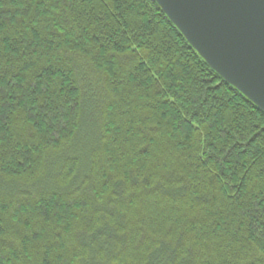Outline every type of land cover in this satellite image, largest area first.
Masks as SVG:
<instances>
[{
    "label": "trees",
    "instance_id": "trees-1",
    "mask_svg": "<svg viewBox=\"0 0 264 264\" xmlns=\"http://www.w3.org/2000/svg\"><path fill=\"white\" fill-rule=\"evenodd\" d=\"M0 264H264V112L154 0H0Z\"/></svg>",
    "mask_w": 264,
    "mask_h": 264
},
{
    "label": "water",
    "instance_id": "water-1",
    "mask_svg": "<svg viewBox=\"0 0 264 264\" xmlns=\"http://www.w3.org/2000/svg\"><path fill=\"white\" fill-rule=\"evenodd\" d=\"M206 64L264 112V0H154Z\"/></svg>",
    "mask_w": 264,
    "mask_h": 264
}]
</instances>
